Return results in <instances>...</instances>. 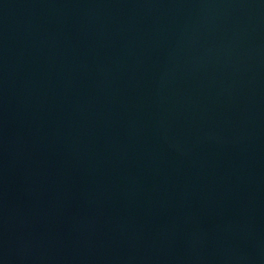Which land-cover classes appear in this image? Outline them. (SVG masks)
Segmentation results:
<instances>
[{
	"label": "water",
	"instance_id": "obj_1",
	"mask_svg": "<svg viewBox=\"0 0 264 264\" xmlns=\"http://www.w3.org/2000/svg\"><path fill=\"white\" fill-rule=\"evenodd\" d=\"M0 264H264V0H0Z\"/></svg>",
	"mask_w": 264,
	"mask_h": 264
}]
</instances>
